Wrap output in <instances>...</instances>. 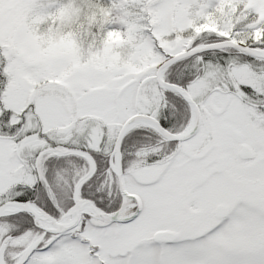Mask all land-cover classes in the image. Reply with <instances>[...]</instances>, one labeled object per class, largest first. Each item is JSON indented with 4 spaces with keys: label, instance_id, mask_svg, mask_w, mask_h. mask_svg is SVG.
<instances>
[{
    "label": "snow or ice",
    "instance_id": "obj_1",
    "mask_svg": "<svg viewBox=\"0 0 264 264\" xmlns=\"http://www.w3.org/2000/svg\"><path fill=\"white\" fill-rule=\"evenodd\" d=\"M0 264H264V0H0Z\"/></svg>",
    "mask_w": 264,
    "mask_h": 264
}]
</instances>
